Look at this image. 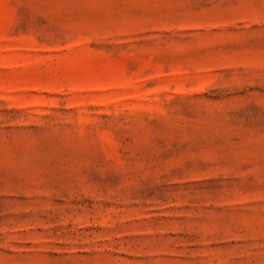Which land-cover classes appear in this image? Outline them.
<instances>
[{"label": "rangeland", "instance_id": "374dc122", "mask_svg": "<svg viewBox=\"0 0 264 264\" xmlns=\"http://www.w3.org/2000/svg\"><path fill=\"white\" fill-rule=\"evenodd\" d=\"M0 264H264V0H0Z\"/></svg>", "mask_w": 264, "mask_h": 264}]
</instances>
